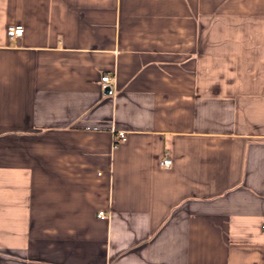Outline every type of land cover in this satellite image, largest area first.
I'll list each match as a JSON object with an SVG mask.
<instances>
[{"label":"crops","instance_id":"0c3cea01","mask_svg":"<svg viewBox=\"0 0 264 264\" xmlns=\"http://www.w3.org/2000/svg\"><path fill=\"white\" fill-rule=\"evenodd\" d=\"M263 225L264 0H0V264H264Z\"/></svg>","mask_w":264,"mask_h":264},{"label":"built area","instance_id":"2783aa9c","mask_svg":"<svg viewBox=\"0 0 264 264\" xmlns=\"http://www.w3.org/2000/svg\"><path fill=\"white\" fill-rule=\"evenodd\" d=\"M6 35L10 38L12 37H15V36H19L22 34V26L21 25H15V24H9L6 26ZM109 75L105 74V75H102L100 80L102 81V87L105 88L108 84H109ZM117 136L119 138H124V132L123 131H119L117 133ZM171 160L170 158L168 157H164L162 158L160 161H159V165L161 166H168L170 164ZM97 216L100 217V218H104L105 217V213L103 210H99L97 212ZM263 229H264V225H263Z\"/></svg>","mask_w":264,"mask_h":264},{"label":"water","instance_id":"95a60500","mask_svg":"<svg viewBox=\"0 0 264 264\" xmlns=\"http://www.w3.org/2000/svg\"><path fill=\"white\" fill-rule=\"evenodd\" d=\"M104 92H105V93H108V92H109V87H108V86H106V87L104 88Z\"/></svg>","mask_w":264,"mask_h":264}]
</instances>
